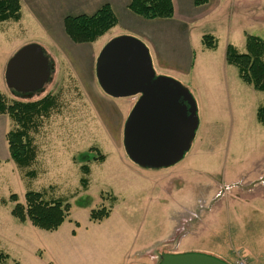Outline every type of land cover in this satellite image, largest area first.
Instances as JSON below:
<instances>
[{"label": "rangeland", "instance_id": "rangeland-1", "mask_svg": "<svg viewBox=\"0 0 264 264\" xmlns=\"http://www.w3.org/2000/svg\"><path fill=\"white\" fill-rule=\"evenodd\" d=\"M210 11L191 26L194 57L187 76L155 68L151 48L124 23L114 32L142 41L157 76L177 80L197 102L200 125L191 150L180 163L161 170L143 169L126 155L129 115L121 125V100L106 101L96 75L93 82L85 65L73 61L75 50L84 53L85 62L92 48L66 43L69 49L59 50L25 11L20 23H0V82L4 65L28 44L42 46L54 66L52 80L38 93L16 96L1 84L0 92L9 102H37L48 95L56 100L50 115L30 132L37 155L32 166L19 168L8 147L1 149L7 155L0 159L5 264H159L165 254L185 253L209 254L228 264L240 255L250 264H264V126L257 121L264 93L244 83L226 62L229 45L245 53L247 35L264 40V0H211ZM205 35L215 37L216 49L205 47ZM183 43L190 53L184 38ZM101 51H95L96 61ZM6 116L8 132L16 129ZM101 155L104 162L98 161ZM29 191L70 205L59 229L44 231L12 215L17 203L11 196L25 204ZM102 209L109 216L93 221L92 212Z\"/></svg>", "mask_w": 264, "mask_h": 264}, {"label": "water", "instance_id": "water-1", "mask_svg": "<svg viewBox=\"0 0 264 264\" xmlns=\"http://www.w3.org/2000/svg\"><path fill=\"white\" fill-rule=\"evenodd\" d=\"M54 66L39 44L20 48L8 61L7 88L21 96L43 90ZM101 90L114 99L136 97L124 126L128 158L143 169H169L191 150L199 129L197 102L177 80L157 76L147 46L135 37L110 40L96 61ZM159 264H227L203 253L165 254Z\"/></svg>", "mask_w": 264, "mask_h": 264}, {"label": "trees", "instance_id": "trees-1", "mask_svg": "<svg viewBox=\"0 0 264 264\" xmlns=\"http://www.w3.org/2000/svg\"><path fill=\"white\" fill-rule=\"evenodd\" d=\"M207 3L208 0H194L197 7ZM128 8L134 14L148 20L172 19L174 17L172 0H131ZM21 9L20 0H0V23L19 22ZM117 25V17L108 4L93 16L66 17L64 20L65 33L73 43L78 45L96 43ZM203 43L209 50H214L218 46L212 35H205ZM226 62L237 68L239 78L244 83L253 86L256 91L264 93V40L262 38L247 35L245 53H241L236 47L229 45ZM14 94L20 96L18 93ZM55 107L56 100L50 95L37 102L25 103L22 101L9 102L8 98L0 92V116L8 115L17 125L16 129L7 133L6 140L10 159L19 168H29L36 161V150L32 145L30 132L36 126L37 121L48 117ZM257 121L264 126V105L257 110ZM98 161L104 162V155H101ZM83 173L88 175L89 167H84ZM27 176H34V174L29 173ZM82 185L85 189L88 187L86 178L82 179ZM10 199L17 203L12 210V215L17 220L28 221L34 227L44 231H56L70 215L68 203L61 199L47 200L41 192H27L25 204L18 203L19 199L15 194ZM109 214L105 209L93 211L91 219L101 221ZM8 259V255L0 253V264H5Z\"/></svg>", "mask_w": 264, "mask_h": 264}, {"label": "crops", "instance_id": "crops-1", "mask_svg": "<svg viewBox=\"0 0 264 264\" xmlns=\"http://www.w3.org/2000/svg\"><path fill=\"white\" fill-rule=\"evenodd\" d=\"M21 1V19L18 23L24 20V11L28 16L41 27L45 34L50 37L53 43H56V47L59 50H68L65 46L73 43L64 30V20L66 17H77L81 15L93 16L104 5L108 4L112 8L115 16L118 20V25L109 31L105 36L100 38L94 44H75L74 48H82L88 46L92 48V53H87L85 62H83L82 55L79 51L75 50V56L73 58L74 63L81 65L83 63L86 67L87 76L95 79V63L96 52L101 51L103 47L112 39L119 36L115 33L117 28L124 23L126 31L133 35H140L142 39L148 44L154 54V65L164 75H178L187 76L191 72L193 65L194 52L191 46V26L198 21L207 18L211 11V0L203 6H195L194 0H172L174 5V17L172 19H144L128 8L131 0H20ZM224 1V0H223ZM12 22V21H11ZM118 35V36H117ZM121 35V34H120ZM183 38L190 46L187 53L185 51L186 43H183ZM54 39V40H53ZM58 43H62L61 46ZM95 49V51H94ZM61 50V51H63ZM82 61V62H81ZM189 62V67L185 65ZM77 66V65H76ZM78 67V66H77ZM6 64L2 68V80L1 90L7 88L5 81ZM97 80V79H96ZM107 96V95H106ZM108 102L111 101V97H106ZM114 99V98H112ZM120 109L117 107V114L122 118L121 125L125 121L126 117L133 109L137 98H120ZM7 116H0V159L7 157L5 155V148L1 151L2 147H8L6 135L8 133V121L5 120ZM123 118L124 121H123ZM9 151V150H8ZM10 157V156H8ZM264 203V201H263ZM215 255V254H214ZM217 256V255H216ZM219 257V256H218ZM238 257V256H237Z\"/></svg>", "mask_w": 264, "mask_h": 264}, {"label": "built area", "instance_id": "built-area-1", "mask_svg": "<svg viewBox=\"0 0 264 264\" xmlns=\"http://www.w3.org/2000/svg\"><path fill=\"white\" fill-rule=\"evenodd\" d=\"M234 264H250L246 257L239 255V259Z\"/></svg>", "mask_w": 264, "mask_h": 264}]
</instances>
